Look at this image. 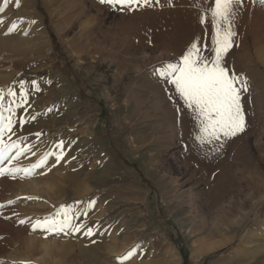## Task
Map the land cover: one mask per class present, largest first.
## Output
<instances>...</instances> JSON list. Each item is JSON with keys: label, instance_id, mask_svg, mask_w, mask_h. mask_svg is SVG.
Wrapping results in <instances>:
<instances>
[{"label": "rangeland", "instance_id": "obj_1", "mask_svg": "<svg viewBox=\"0 0 264 264\" xmlns=\"http://www.w3.org/2000/svg\"><path fill=\"white\" fill-rule=\"evenodd\" d=\"M151 2L129 12L99 0H0V90L18 96L24 81L27 112L17 117L37 116L12 136L27 137L35 155L13 163L65 145L59 164L49 156L31 178L0 177V264H264V7L243 0L226 56L247 78V127L206 156L153 68L195 37L210 47V18L205 37L195 0ZM61 205L80 232L32 231Z\"/></svg>", "mask_w": 264, "mask_h": 264}, {"label": "snow or ice", "instance_id": "obj_2", "mask_svg": "<svg viewBox=\"0 0 264 264\" xmlns=\"http://www.w3.org/2000/svg\"><path fill=\"white\" fill-rule=\"evenodd\" d=\"M99 3L113 10L129 12L153 6L151 0H99ZM156 3L159 4L160 0H156ZM207 3L208 0H203V4L201 0H195L191 7L199 12V23L205 27V37L208 36L206 21L210 18L211 46L205 44L202 47L201 38L195 37L176 61L153 68V74L163 86L168 99L174 101L178 97L183 110L188 111L192 122L190 140L195 149L206 156L219 152L226 141L245 131L247 123L243 96L248 92L247 78L231 70L226 62L227 54L235 46V20L239 9L243 7V0H212L211 4L205 7L204 4ZM251 3L253 6L258 4L264 7V0H251ZM16 6L19 7V0ZM168 6H172L171 0H168ZM2 11L0 8V12ZM15 27L13 24L5 34L13 32ZM31 84L33 91L40 90L35 80ZM19 88L18 96L12 88H8L7 92L0 90V177L13 180L34 176L38 169L46 167L49 156H55L56 163L59 164L65 155L64 142L60 141L55 146L58 151L44 153L27 167L14 165L13 162L21 156L28 153L35 155L32 145L25 143L27 137L21 136L12 140V136L16 135L17 123L23 129L26 123L37 118L36 115L17 117V109L27 112L24 106L28 104L29 94L24 81L19 82ZM51 111L52 108L47 109V112ZM176 111L179 118L182 109L178 106ZM34 135L39 139L42 133L36 132ZM13 203L14 201H8V204ZM94 204L95 201H89V209ZM3 207L4 205L0 204V208ZM76 219L78 216L74 215L71 206L61 205L52 215L31 222V228L34 232L41 231L46 237L51 234L78 233L85 226L74 223ZM19 223L24 224L25 221L20 220ZM84 234L91 237L94 234L93 229L88 227ZM135 254L134 247L121 258V262Z\"/></svg>", "mask_w": 264, "mask_h": 264}, {"label": "crops", "instance_id": "obj_3", "mask_svg": "<svg viewBox=\"0 0 264 264\" xmlns=\"http://www.w3.org/2000/svg\"><path fill=\"white\" fill-rule=\"evenodd\" d=\"M103 106L108 108V110L107 109H104V111L106 112V110H107V113L108 114H111L110 111H109L111 107H109L108 105H105V104ZM111 110H113V109L111 108ZM112 115L115 116L116 113H112Z\"/></svg>", "mask_w": 264, "mask_h": 264}]
</instances>
